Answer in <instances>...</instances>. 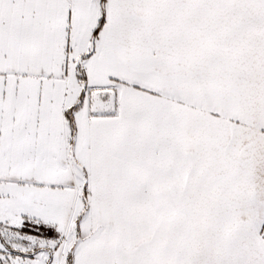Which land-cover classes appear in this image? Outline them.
Listing matches in <instances>:
<instances>
[{"label": "snow or ice", "instance_id": "6c2138e0", "mask_svg": "<svg viewBox=\"0 0 264 264\" xmlns=\"http://www.w3.org/2000/svg\"><path fill=\"white\" fill-rule=\"evenodd\" d=\"M0 264H264V0H0Z\"/></svg>", "mask_w": 264, "mask_h": 264}]
</instances>
